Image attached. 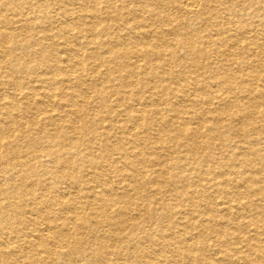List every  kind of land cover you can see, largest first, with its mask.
I'll return each mask as SVG.
<instances>
[{"label":"bare ground","instance_id":"bare-ground-1","mask_svg":"<svg viewBox=\"0 0 264 264\" xmlns=\"http://www.w3.org/2000/svg\"><path fill=\"white\" fill-rule=\"evenodd\" d=\"M70 1L0 0V264H264V0Z\"/></svg>","mask_w":264,"mask_h":264},{"label":"rangeland","instance_id":"rangeland-1","mask_svg":"<svg viewBox=\"0 0 264 264\" xmlns=\"http://www.w3.org/2000/svg\"><path fill=\"white\" fill-rule=\"evenodd\" d=\"M97 1H101V0H97ZM106 1V0H105ZM107 1H111V2H113L114 4H116V3H119L120 1L119 0H107ZM63 3H66V5H68L69 7H74V8H76L77 6H75V5H73L74 3L73 2H69V0H63ZM135 7V4L134 3H129L128 4V8H129V10L130 9H132L133 10V8ZM86 9H88V8H86ZM75 10H78V9H75ZM193 19V18H192ZM205 31H206V33H205ZM206 34H211V29L209 28V26L207 25V24H204L203 25V27H202V25H201V27H200V35H206ZM175 83H179V82H182L181 80H179V81H174ZM175 83H173L172 85H175ZM91 95H93V97H95V93L94 92H91L90 93ZM241 104H242V102H240ZM88 107V105H85V108H87ZM217 152H218V150H216ZM148 183H150V182H148ZM153 198V197H152ZM169 202H175V199H169ZM88 237V236H87ZM84 261V262H83ZM82 261V259H78L77 261H76V264H83V263H85L86 262V260H83ZM79 262V263H78Z\"/></svg>","mask_w":264,"mask_h":264}]
</instances>
